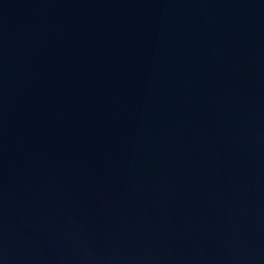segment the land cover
Returning <instances> with one entry per match:
<instances>
[{"label": "water", "instance_id": "obj_1", "mask_svg": "<svg viewBox=\"0 0 264 264\" xmlns=\"http://www.w3.org/2000/svg\"><path fill=\"white\" fill-rule=\"evenodd\" d=\"M0 264H264V0H0Z\"/></svg>", "mask_w": 264, "mask_h": 264}]
</instances>
